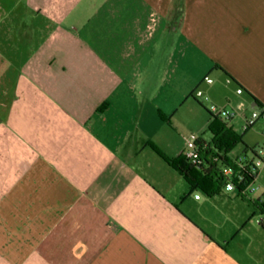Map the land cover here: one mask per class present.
<instances>
[{
  "label": "crops",
  "instance_id": "1",
  "mask_svg": "<svg viewBox=\"0 0 264 264\" xmlns=\"http://www.w3.org/2000/svg\"><path fill=\"white\" fill-rule=\"evenodd\" d=\"M198 89L264 108V0H0V264H264V193L158 152Z\"/></svg>",
  "mask_w": 264,
  "mask_h": 264
},
{
  "label": "built area",
  "instance_id": "2",
  "mask_svg": "<svg viewBox=\"0 0 264 264\" xmlns=\"http://www.w3.org/2000/svg\"><path fill=\"white\" fill-rule=\"evenodd\" d=\"M206 79H208V76H206ZM237 92L241 94L244 90L238 87ZM196 96L200 98L201 102L210 110L211 115L226 120L229 124L230 120L239 114L243 120L242 128L244 130H249L259 119L264 118V108L261 107L253 106L248 109L243 102H240L230 110L225 106H219L212 102L210 97L201 89L196 91ZM201 139L202 137L195 133L187 137L186 148L183 152L189 161L196 166L206 164L202 149L208 146V142L200 144ZM232 158L234 162L232 164H227L222 163L218 155L210 157L212 161L220 163V169L224 176V188H226V190L232 191L239 189L242 193L250 194V192H253L252 188L256 182L259 167L264 165V147H252L245 153ZM256 189H258V187H256ZM197 197H199V194H197ZM262 221L263 219H259V222Z\"/></svg>",
  "mask_w": 264,
  "mask_h": 264
},
{
  "label": "trees",
  "instance_id": "3",
  "mask_svg": "<svg viewBox=\"0 0 264 264\" xmlns=\"http://www.w3.org/2000/svg\"><path fill=\"white\" fill-rule=\"evenodd\" d=\"M208 129L212 134V140L208 142L206 148L202 149L206 164L196 166L189 161L184 153L171 157L159 150L158 152L183 175L192 191L201 190L208 195H213L224 187V176L220 169V163L212 161L210 157L218 155L222 163L232 164L234 161L230 154L238 144L243 142V135L238 133L228 121L213 115H211ZM204 142L206 140L202 138L200 144ZM255 203L264 214V199H257Z\"/></svg>",
  "mask_w": 264,
  "mask_h": 264
},
{
  "label": "rangeland",
  "instance_id": "4",
  "mask_svg": "<svg viewBox=\"0 0 264 264\" xmlns=\"http://www.w3.org/2000/svg\"><path fill=\"white\" fill-rule=\"evenodd\" d=\"M196 104L199 108H201L202 113L198 115L196 112H191V114L188 115L189 117H187L188 120L186 121V124H184V126H181L180 130H177V131L175 130L173 132L175 138L179 136V133H181V135L185 137V139L195 133L199 135L200 137L205 138L209 141L212 140V134L208 129V123L211 118V112L206 106L200 105L197 102ZM247 107L249 109V104H247ZM228 109L231 110L232 106H228ZM248 113H249V110H248ZM242 124H243V120L239 114L236 115L232 120H230V125L233 126V128L238 133L243 135V142L238 144L233 150V153H236V154L240 153L245 147H247V145L253 142V139H255V136L251 133V131L249 132V130H244L242 128ZM253 186H254L252 188L253 192H250V195L255 197V195L261 192L264 193V171L263 170L258 178V181ZM256 187H259V188L256 189ZM256 209L257 210H255L256 212L253 215L252 220L255 224L258 225L259 219L264 218V214H262V211H260L258 208Z\"/></svg>",
  "mask_w": 264,
  "mask_h": 264
}]
</instances>
